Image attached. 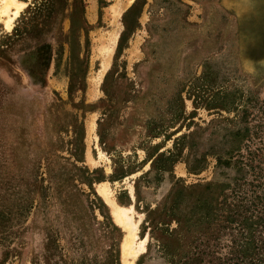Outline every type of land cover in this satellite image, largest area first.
Returning <instances> with one entry per match:
<instances>
[{
    "label": "rangeland",
    "instance_id": "374dc122",
    "mask_svg": "<svg viewBox=\"0 0 264 264\" xmlns=\"http://www.w3.org/2000/svg\"><path fill=\"white\" fill-rule=\"evenodd\" d=\"M82 1L88 45L80 32V48L69 55L65 19L63 36L52 40L43 88L16 65L17 53L36 41L14 36L34 0H17L25 6L16 18L15 7L9 15L0 12V264H31L49 226L58 229L68 259L78 262L117 245L120 264H237L243 241L249 248L264 245V0ZM124 22L130 31L118 49ZM81 121L82 155L73 125ZM151 130L158 138L147 137ZM235 131L244 135L240 154L250 164L244 199L222 194L220 185L230 178L216 173L213 155L199 174H189L183 160L161 180L151 171L149 153L172 150L184 134L194 133L192 142H180L186 156L189 146L198 154L232 148L236 142L227 136ZM89 180L119 231L104 230L99 210L89 209L96 202ZM177 183L187 191L175 210ZM41 195L53 204L30 208ZM233 205L240 216H253L241 233L225 223ZM118 208L131 227L117 221ZM79 230L83 245L73 241ZM132 236L136 257L125 255Z\"/></svg>",
    "mask_w": 264,
    "mask_h": 264
},
{
    "label": "trees",
    "instance_id": "16d2710c",
    "mask_svg": "<svg viewBox=\"0 0 264 264\" xmlns=\"http://www.w3.org/2000/svg\"><path fill=\"white\" fill-rule=\"evenodd\" d=\"M138 1V0H137ZM137 1L133 5H136ZM100 4H104L102 0H99ZM130 11L124 16H128ZM100 14V12H99ZM19 25L14 30L15 38H20V35L26 34L29 35L30 40H36L33 46H30L26 49L20 50L17 53L16 65L19 69L27 76L30 83L35 86H39L41 88L46 86V76L50 69L52 57H53V44L52 40L56 39L55 34L59 33L60 37L63 36V31L61 29V24L65 19L69 21V29L66 34H64L63 40L67 44L69 55L74 52V48L76 45L80 48L78 37L80 36V32H83L85 37V46L88 45L87 34L91 30L89 24H87L85 15H84V4L82 0H34L32 5H29L26 8V11L20 17ZM130 29H128L127 24L124 22V31L121 33L118 42V49L122 47V43L125 41V38ZM49 35L50 40L40 41L38 38L41 36ZM84 80H82V86L80 91H84ZM73 83L72 80L69 82V93L73 91ZM103 92L108 96L107 91L103 88ZM83 111L87 112L90 110V106L82 103ZM74 126H78L79 138H80V153L83 154V137H84V126L81 121L78 124H73ZM153 134L147 136L150 138H158V134L153 132ZM100 144H104L102 141L101 134H98ZM191 136V137H190ZM230 141L236 142L232 148L225 150L220 153L209 154L208 152L196 153L193 151L192 146H189V150L186 156H183L182 148L180 147V142L184 141L187 138L192 142V138H194V133L187 135H182L179 138H176L174 147L172 150L164 151L159 153V149H156L154 153H149L148 162H150L151 171L154 172L155 177L158 180H161L165 175L164 174H172L174 165L182 160L185 162L187 166V171L189 174H199L201 171L205 169V158L209 155H213L216 161V173H221L225 175V177L229 176V180L223 182L220 185V191L222 194H227L226 199H229L228 196H232L233 200L244 199L242 197L243 193H246L242 186L245 184V175L243 174L245 167L250 164H244L241 158V149L240 142L241 139L244 138V135L240 131H235L231 133L229 136ZM225 137L226 139H228ZM191 145V144H190ZM146 151V150H145ZM184 157V159H183ZM88 172L86 169H84ZM233 176H230L231 174ZM92 180H89L86 184L92 194L95 197V202L89 205L90 210H94L97 208L99 213L102 215L104 219L103 224L104 230H108L107 228L111 226L114 230L119 231V229L111 223V218L109 216V212L107 210L104 202L94 193L92 188ZM220 183V182H215ZM251 186V193H254V181L248 182ZM212 184H208L205 187V190H211ZM58 191V189H56ZM187 191V188L182 186V184L177 183L174 190L171 192L175 195V199L173 200L174 209L177 210L178 206L176 205L181 198L184 197V193ZM40 200H32L30 201V208H40V203L42 205L51 206L52 201L50 202V198L47 196L41 195ZM35 203V204H34ZM63 203L64 209L69 208V205L66 204L65 201H61ZM173 207V206H172ZM233 208L236 205L232 206ZM173 210V208L171 209ZM209 211V209H208ZM201 213L198 217L199 221L205 219L209 212ZM230 214L228 215L225 223H227V229L230 231H236L239 228L240 233L242 229L245 227H249L253 223V216H240L238 214V206L235 209H229ZM175 212V211H174ZM241 217V218H240ZM192 218V216L190 217ZM240 218V220H239ZM96 221V218H93ZM189 220V218H188ZM159 223V222H157ZM161 224V223H160ZM82 230H79L77 234L73 237V241H75L78 245H83L85 242V235L81 237ZM62 238L58 233V229H55L53 226H49L44 232V239L41 245V251L37 252L34 257L31 259V264H120L119 260V251L117 245H112L109 247L107 251L103 252L102 256L94 255L92 258H86L82 256L80 262L75 261L73 259H68L67 253H65V247L61 244ZM164 248V247H163ZM241 260L237 264H264V245L254 248H249L248 243L243 241L241 245L240 252ZM254 255V257H249L250 255ZM81 256V255H80ZM254 259V261H253Z\"/></svg>",
    "mask_w": 264,
    "mask_h": 264
},
{
    "label": "bare ground",
    "instance_id": "6f19581e",
    "mask_svg": "<svg viewBox=\"0 0 264 264\" xmlns=\"http://www.w3.org/2000/svg\"><path fill=\"white\" fill-rule=\"evenodd\" d=\"M2 5L0 6V12H1V14H3V15H9V13H10V9L12 8V7H15L16 8V11H15V13H14V18H16L18 15H19V13H20V11L22 10V8L25 6L24 4H20L19 2H17V0H2ZM0 3V4H1ZM120 14H121V12H118L117 13V15H118V17L120 16ZM116 15V14H115ZM117 17V18H118ZM116 19V18H115ZM14 19H11V21L9 20V22L7 23V26H8V29H11V27H12V21H13ZM7 22V21H6ZM119 28V27H118ZM119 34V33H118ZM118 34H113L110 38H109V40H108V46H109V48L110 49H112L113 50V48H114V44H115V42H116V39H117V36H118ZM109 49V50H110ZM109 53L110 52H108V55H109ZM104 67H106V66H108L109 65V62L106 60V62H104ZM103 67V68H104ZM101 73H103V72H101ZM99 75H101V74H99ZM100 78V77H99ZM102 78V77H101ZM98 81H99V79H98ZM98 81H95V85H97L98 84ZM93 123V122H92ZM94 126V125H93ZM91 129V128H90ZM101 191V193L102 194H104V195H107V193H106V191L105 190H103V189H101L100 190ZM125 212H126V210H124V209H121V208H118V210L116 211V213H115V217H116V219H117V221L119 222V223H123V224H125L126 226H128V227H131L132 225H130L131 223L128 221V219H127V217H126V215H125ZM133 235V234H132ZM134 242H135V238L132 236L131 238H129V239H127V241H126V245H125V255L126 256H131V255H133V256H137V252H134V251H132L133 249H134ZM145 244H146V241H144L141 245H140V251L141 252H144L145 251Z\"/></svg>",
    "mask_w": 264,
    "mask_h": 264
}]
</instances>
